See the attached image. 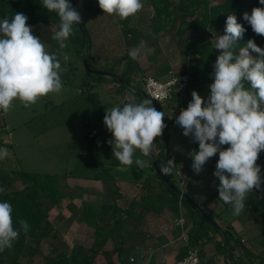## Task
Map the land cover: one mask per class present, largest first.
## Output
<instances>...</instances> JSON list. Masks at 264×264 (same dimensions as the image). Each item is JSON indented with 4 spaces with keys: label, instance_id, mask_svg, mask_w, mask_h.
Returning a JSON list of instances; mask_svg holds the SVG:
<instances>
[{
    "label": "clouds",
    "instance_id": "clouds-1",
    "mask_svg": "<svg viewBox=\"0 0 264 264\" xmlns=\"http://www.w3.org/2000/svg\"><path fill=\"white\" fill-rule=\"evenodd\" d=\"M259 4L264 6V0ZM98 5L104 14L121 20L135 16L144 7L142 0H98ZM42 6L58 16L59 28L52 39L59 49L66 48L74 25L82 21L80 12L70 0H43ZM243 19L255 34L264 36V7H253L251 14H243ZM27 20L22 12L11 19H0V110L5 113L14 100L29 107L39 98L63 89L62 73L66 68L58 54L48 51V46L33 33ZM245 31L234 14L227 16L224 34L216 38L215 49L220 54L213 65L209 95L205 99L193 90L187 107L175 117L182 134L198 142V151L189 153L194 173L200 174L209 159L218 154L213 172L219 181L218 198L232 206L235 216L243 212L250 192L264 190L261 166L257 164L264 151V48L249 39L237 51ZM144 43L142 40L130 50L132 59L141 56ZM69 59L63 54L65 63ZM164 118L165 113L157 110L151 99L137 102L135 95L129 96L123 106L105 109L103 123L111 133L107 143L121 166H149V160L140 157L155 154L156 139L167 127ZM137 150L140 156H135ZM9 155L7 148H0V159ZM175 167V159H168L160 171L171 175ZM15 224L12 205L0 202V252L10 249L20 233H27L30 227L23 219L18 221V228Z\"/></svg>",
    "mask_w": 264,
    "mask_h": 264
},
{
    "label": "trees",
    "instance_id": "trees-1",
    "mask_svg": "<svg viewBox=\"0 0 264 264\" xmlns=\"http://www.w3.org/2000/svg\"><path fill=\"white\" fill-rule=\"evenodd\" d=\"M42 2L43 0H0V16L11 19L15 13L22 12L28 17V25L51 21L55 23L56 30H58V16L55 12H48L44 9ZM142 2L144 7L138 13L148 14L153 10V14L148 15L147 19L145 16L140 18L142 22L145 21L144 26L149 28V33L142 31L143 23H140L139 26L136 25L134 19L136 15L124 20L112 15L115 24L113 21L111 23L114 26L117 25L118 45L119 47L124 44L126 46V50H117L115 66L122 65L124 62L127 66L121 74H118L116 69H110L106 64L102 67V71L111 74L119 83V87H123V91L132 83V81L130 83V79L134 69L139 67V70L142 71L139 58L132 59L129 55L130 50L138 46L142 40L148 46H157L153 56L156 61L158 60L157 54L161 49L162 37L167 34L170 35V33L174 36H170L172 38H170L169 45L177 44L185 58L189 52L197 53L198 58L193 66L169 70V73L173 72L174 74L183 72L190 74V82L186 89L187 96H183L185 108L192 99L191 92L193 90L205 99L209 95L208 85L213 82L211 75L214 71L213 65L216 57L220 54L219 50L215 49V40L217 36L224 34L225 22L229 14H234L238 22L246 29L243 38L238 41L237 51L249 39L254 40L258 46L264 48V36L255 34L251 26L243 19V14L245 12L251 14L253 7H264L259 4V0H142ZM70 3L79 11L76 0H70ZM137 22H139V17ZM82 23L85 40H83L78 25H74L73 35L70 37L79 52L86 46L90 48L93 42L91 28L87 26L83 18ZM82 56L89 57L93 67L91 56L85 53ZM155 75L158 77L157 74ZM134 81L137 82L135 92L140 97L138 101L144 98L150 99L143 96V92H145L144 81L138 82L136 79ZM173 99V106L177 112L171 114L162 110L163 102L152 101L157 110L165 113L164 122L167 127L164 129L162 137L156 139V143L160 142L164 148L169 146L170 132L175 117L179 115L181 110L178 106L181 95L175 93ZM170 115H173L172 119L168 118ZM198 149V142H195L194 150L198 151ZM156 157L158 159L159 156ZM211 160L212 158L207 163ZM151 162L155 170L152 158ZM262 163H264L263 151L257 160L258 165ZM18 177H23L25 183L19 188L14 183ZM158 177L166 195H170L178 205L182 203L188 209L189 218L191 217L194 225L197 226L189 232L190 244L198 246L199 240L208 236L210 229L216 231L218 225H214L202 216H200L199 224H197L195 220V215L198 214L197 208L203 210L204 208L194 203L187 195L180 196L178 192L168 186L159 174ZM168 177L172 180L170 175ZM150 179L144 183H149ZM60 181L59 174L0 168V189H3L0 191V202L6 201L12 205L13 220L16 222L17 228L19 227L18 221L21 219L26 220L30 226L27 233H20L18 240L13 243L10 249L0 252V264H98L97 259L99 257L104 258L105 264H139L137 261H131L133 249L129 243L133 236L128 234L126 223L132 219L131 217L126 218L129 210L124 211L123 205L118 200L119 197L100 205L83 200L82 204L73 210L71 216L67 218V222L71 224L73 221H77L79 224L83 223L82 226H89V222L94 220L96 228L92 234V241L89 244L78 243L70 249L61 245L55 246L48 254L42 256L40 262L36 261V256L41 253L44 240L46 238L56 239L60 232V229L51 219V210L62 204L66 198L72 201L74 199L73 195L61 189ZM172 182L174 181L172 180ZM217 195L218 192L214 193L204 203V206L206 207L212 202ZM250 200L249 217L254 219L256 223H260L264 217L259 213L260 210H264V190H253L250 194ZM175 213H179L178 207ZM186 253L187 250L183 251L179 258ZM262 255L263 253H260L258 257Z\"/></svg>",
    "mask_w": 264,
    "mask_h": 264
},
{
    "label": "rangeland",
    "instance_id": "rangeland-1",
    "mask_svg": "<svg viewBox=\"0 0 264 264\" xmlns=\"http://www.w3.org/2000/svg\"><path fill=\"white\" fill-rule=\"evenodd\" d=\"M76 3L80 14L82 13V18L85 12L88 13L86 19L83 18V20L88 27L93 29L90 31L94 45L90 48L86 46L79 52L75 43L69 38L68 46L59 49L57 42L52 39L57 30L55 23L51 21L45 23L46 27L42 30L44 36L39 31L33 32L48 46V51L58 54L62 67L66 68V71L62 73L63 89L59 93H49L47 96L39 98L35 104L29 107H24L19 100H14L13 106L8 112L5 113L0 110V148H7L10 153L7 158L0 159V168L59 174L61 189L74 197L87 194L88 180H95L98 177H116L121 181L125 179L143 180L149 176L153 180H159L157 172L152 167V156L140 157L149 160V166L144 169H140L135 163L132 166L119 164V161L113 157L111 146L107 143L111 139V133L107 131L103 118L106 108L114 105L123 106L124 103L128 102V97L131 95H135L136 101L140 102L138 101L140 97L135 92L137 82L134 80L143 82L147 75L156 76L157 71L162 72L166 67V62L163 59L160 61L158 57L159 62L157 65L155 64L156 70H153V63L147 58L148 52L142 53V57L139 59L142 71L139 70V67L134 69L130 79V83L131 81L132 83L124 91L111 74L94 72L88 75L83 53L91 56L93 68L98 71H102V67L106 64L107 67L116 69L118 74H121L127 64L124 62L122 65L115 66L117 50H120V47L115 48V42H118L119 38L117 25L114 26L111 23L115 21L112 19V15L104 14L103 10L99 8L98 0H76ZM95 4L98 7L94 6L91 10L90 8ZM151 14H153V10L148 14L138 13L134 18L137 26L143 23L141 29L144 32L149 33V28L144 26L145 21L142 22L140 18L145 16L147 19L148 15L151 16ZM138 17L139 22H137ZM2 18L0 16V19ZM32 28L34 29V27ZM170 36H174V34L170 33V35L167 34L162 37L161 50L165 51L164 57L168 58L166 55L171 56L167 64H172L174 68L179 69L177 67H181L179 64L183 63L181 62L182 53L177 44L169 45V39L172 38ZM96 40L97 42H95ZM98 42H100V46ZM147 47L148 45L144 43L143 48ZM149 49L153 51V48ZM65 53L70 57L66 63L63 61V54ZM175 63H178L177 66ZM157 78L163 80L159 75ZM186 92L187 90L184 97H186ZM173 100L163 101L162 110L169 114L177 112L173 106ZM178 106L181 107V104L179 103ZM174 128L172 126L168 148L162 147L160 142H157L155 155L159 156L160 165H163L168 159H175L176 167L170 177L180 191L184 193V191L195 186L194 179H201L196 187L200 190L205 181L210 177L213 178L212 174L215 169L211 170V174L206 175L207 170L211 168V165L206 163L205 169L202 171L206 176L203 175L200 178L202 172L200 174L194 173L191 168L192 158L189 155L193 150L194 140L191 136L185 139ZM93 131L98 133L94 139L89 136V132ZM135 156H140L139 150L136 151ZM214 157H218V154ZM260 165L264 166V163ZM186 171L192 174V178L188 179L187 185H182L180 173L184 174ZM261 175L264 178V168L261 169ZM14 183L18 188L25 184L23 177H18ZM199 195L205 197L204 190H200ZM250 201L248 194L244 210L246 207H251ZM212 203L214 204L212 207H216L214 210L221 215L218 219L222 223L225 221L234 222L237 217L244 213L243 210L239 216L233 215L232 206L225 204L218 198V195ZM199 205L204 208V204ZM77 207L74 199L72 201L66 198L62 204L51 210V219L60 229V232L58 238H46L44 240L41 253L36 256L37 262H40L42 256L48 254L55 246L61 245L70 249L79 241H84L88 233L93 232L94 227L82 226L83 223L79 224L77 221L68 224L67 218ZM252 220L255 222L254 219ZM257 226V231L264 228V217ZM78 231L81 232V236Z\"/></svg>",
    "mask_w": 264,
    "mask_h": 264
},
{
    "label": "crops",
    "instance_id": "crops-1",
    "mask_svg": "<svg viewBox=\"0 0 264 264\" xmlns=\"http://www.w3.org/2000/svg\"><path fill=\"white\" fill-rule=\"evenodd\" d=\"M94 6L98 7L95 4L90 9L92 10ZM87 16L88 13L85 12L83 18L86 19ZM45 23L47 24V21H42L30 26L34 27V29L32 28L33 32L37 33V31H39L41 32L40 34L44 36L42 30L46 27ZM90 28L93 31L92 27ZM98 40L102 42L100 39ZM95 42H97V40ZM100 42H98V44ZM92 45H94L93 42ZM116 47H119L118 42H115V48ZM149 48H153V51ZM156 48L157 46H148L142 49V53L148 52L147 58L153 63V70L156 67L155 64L157 65L159 62L153 57L156 53ZM120 50H126L125 44L120 45ZM164 55L165 51L160 49L157 58L159 57L160 61L163 59V61L166 62V67L162 72L160 70L157 71L156 74L162 77L161 79L166 80L171 75L169 70L175 68L171 63V65L167 64L171 56L166 55L168 57L166 58ZM141 57L142 56L138 58L140 59ZM197 58V53L193 55V52H189L186 58L182 54L181 62L183 63L179 64L181 67L177 68L193 66L194 63L196 64ZM177 64L175 66H177ZM173 127L177 129L176 131H178L179 134L185 137L182 134L183 129L176 125L175 122ZM185 139H187V137H185ZM194 144L195 142L193 143L192 151H194ZM217 160L218 157H213L209 162L211 168L207 170L208 172L206 175L211 174V170L215 169ZM262 168H264V166H261V169ZM203 175L204 173L202 172L200 178ZM212 177L213 178L210 177L200 187V190H204L205 197L204 195H199L200 190L196 188L201 179H194L195 186H192L188 191H184V193L181 192L187 195L194 203L198 205L204 204L214 193L218 192L215 188H217L216 186L219 184V181L216 177ZM149 178L148 176L143 180L125 179L121 181L116 177H98V179L95 180L89 179L88 185H86V187H88L87 194L75 196L74 203L80 206L83 200H86L100 205L119 197L118 200H120V203L123 205L124 211L129 210L130 212H128L126 218L131 217L132 219V221L128 220L126 223L128 234L133 236L132 241L129 240V245H131L133 249L131 258H134V260L131 261H137L139 264H175L182 252L188 249V245L185 241L179 239V236L183 232L181 226L178 225L179 218L183 217L185 219L184 230L189 241V232L197 226L194 225L195 223L192 218H189L190 214L188 209L182 203L178 205L170 195H166V191L159 184L158 179H150L149 183H144ZM180 178L181 184L187 185L188 179L192 178V174L186 171L184 174L180 173ZM182 178L185 179V183H182ZM111 186L113 187L110 188ZM251 193L252 192H250L249 195ZM212 205L214 204L210 202L206 207L204 206V210L210 216L212 215L211 217H213L219 228L217 227L216 231L210 229L208 236L202 237L197 244L200 248L203 264H264V228L262 227L263 229L257 231V225L259 223L253 222L249 217L251 207H246L244 213L237 217L234 222L228 223L225 221L222 223L221 220L218 219L221 215L214 210L216 207H212ZM177 207L179 209L178 214L175 213ZM262 211L264 210H260L259 213L264 215ZM198 214L195 215L197 224H199L200 216H202ZM89 226L94 227V231L96 228L94 220L89 222ZM80 233L81 232L78 231L79 235ZM92 234L93 232L88 233L84 241H79V243L91 242L93 239ZM79 238L81 239L82 237ZM260 253H263V257H258ZM97 263L105 264L106 262L103 257H99Z\"/></svg>",
    "mask_w": 264,
    "mask_h": 264
},
{
    "label": "built area",
    "instance_id": "built-area-1",
    "mask_svg": "<svg viewBox=\"0 0 264 264\" xmlns=\"http://www.w3.org/2000/svg\"><path fill=\"white\" fill-rule=\"evenodd\" d=\"M143 81L145 92L152 101L163 102L166 100H171L173 99L174 94L178 93L181 95L180 109H185L183 104V96L190 82L189 73L183 72L180 74H174L171 72V75L166 80H160L153 75H147ZM97 134V131L89 132V136L91 138L96 137ZM182 183H185V179L183 178ZM178 225L183 229L179 239L185 241V243L188 245V249L187 253L183 257L179 258L175 264H203L199 246L191 245L188 237L185 235V219L183 217L179 218ZM131 260H134V258H131Z\"/></svg>",
    "mask_w": 264,
    "mask_h": 264
},
{
    "label": "water",
    "instance_id": "water-1",
    "mask_svg": "<svg viewBox=\"0 0 264 264\" xmlns=\"http://www.w3.org/2000/svg\"><path fill=\"white\" fill-rule=\"evenodd\" d=\"M78 27L81 31L82 36H83V40H85V31H84V25H83L82 21H81V23L78 24ZM84 64H85L88 75H90L91 73H94V72L108 74L105 71L95 70L91 66L90 59L87 56L84 57ZM143 96L148 97L145 92H143ZM152 161H153V164L155 166L156 172L159 174V176L168 184V186L171 187V189L178 192L180 194V196H182L183 193L178 189V187L174 184V182H172V180L168 177V175H163L161 173V171H160L161 165L159 164V161H158L155 154L152 156ZM197 212L200 213L203 218H205V219L209 220L210 222H212L213 224L217 225L216 222L213 220V218L209 214H207L203 209L197 208Z\"/></svg>",
    "mask_w": 264,
    "mask_h": 264
}]
</instances>
